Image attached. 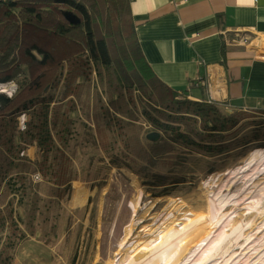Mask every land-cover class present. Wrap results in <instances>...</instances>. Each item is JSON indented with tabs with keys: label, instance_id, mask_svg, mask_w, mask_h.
Wrapping results in <instances>:
<instances>
[{
	"label": "trees",
	"instance_id": "trees-1",
	"mask_svg": "<svg viewBox=\"0 0 264 264\" xmlns=\"http://www.w3.org/2000/svg\"><path fill=\"white\" fill-rule=\"evenodd\" d=\"M63 11L80 22L69 23ZM93 72L100 85L105 81V100L95 87L90 91ZM8 82L16 90L0 92V264H14L19 227L29 216L57 224L49 214L54 202L38 196L34 172L62 195L102 151L112 166L141 178L155 198L173 196L198 173L223 169L228 158L264 148V119L249 114L264 110L223 112L152 73L129 0H0V86ZM134 91L148 98L138 114ZM152 131L159 133L154 141L146 138ZM31 146L40 149L39 161L27 156Z\"/></svg>",
	"mask_w": 264,
	"mask_h": 264
},
{
	"label": "rangeland",
	"instance_id": "rangeland-1",
	"mask_svg": "<svg viewBox=\"0 0 264 264\" xmlns=\"http://www.w3.org/2000/svg\"><path fill=\"white\" fill-rule=\"evenodd\" d=\"M243 34V46L264 48V37L239 33L232 39ZM91 77V93L95 87L105 100V81L100 85L94 72ZM15 90L14 82L0 86L8 95ZM133 95L138 114L148 98ZM249 114L264 119V113ZM24 119L20 116L21 127ZM26 154L39 161L41 151L31 146ZM78 173L62 195L52 193L39 172L30 175L33 183L41 182L38 196L54 202L49 214L57 224L29 216L28 225L19 227L23 236L14 264H264V148L228 158L211 174L198 173L173 196L152 197L141 178L112 166L102 151ZM15 208L23 214L22 207Z\"/></svg>",
	"mask_w": 264,
	"mask_h": 264
},
{
	"label": "crops",
	"instance_id": "crops-1",
	"mask_svg": "<svg viewBox=\"0 0 264 264\" xmlns=\"http://www.w3.org/2000/svg\"><path fill=\"white\" fill-rule=\"evenodd\" d=\"M129 7L142 56L164 85L225 111L264 110V48L232 39L264 37V0H129Z\"/></svg>",
	"mask_w": 264,
	"mask_h": 264
},
{
	"label": "water",
	"instance_id": "water-1",
	"mask_svg": "<svg viewBox=\"0 0 264 264\" xmlns=\"http://www.w3.org/2000/svg\"><path fill=\"white\" fill-rule=\"evenodd\" d=\"M62 15L71 24H77L80 22V19L70 11H63ZM158 137H159L158 132L152 131L146 134V138L151 141L156 140Z\"/></svg>",
	"mask_w": 264,
	"mask_h": 264
},
{
	"label": "built area",
	"instance_id": "built-area-1",
	"mask_svg": "<svg viewBox=\"0 0 264 264\" xmlns=\"http://www.w3.org/2000/svg\"><path fill=\"white\" fill-rule=\"evenodd\" d=\"M240 32H238V34H239ZM242 33V32H241ZM238 34H236V37H238ZM243 35H245V34H243ZM237 41L239 42V44H241V45H243V44H245V42L247 41V39H246V35H245V37H239L238 39H237ZM208 86V85H207ZM208 91H209V89H208ZM209 101H212L211 99L209 100ZM230 111V110H229Z\"/></svg>",
	"mask_w": 264,
	"mask_h": 264
},
{
	"label": "bare ground",
	"instance_id": "bare-ground-1",
	"mask_svg": "<svg viewBox=\"0 0 264 264\" xmlns=\"http://www.w3.org/2000/svg\"><path fill=\"white\" fill-rule=\"evenodd\" d=\"M252 159L249 160V162L247 163V165L251 162ZM244 170V168H242ZM246 169V168H245ZM250 185V184H249ZM77 196V195H76Z\"/></svg>",
	"mask_w": 264,
	"mask_h": 264
}]
</instances>
